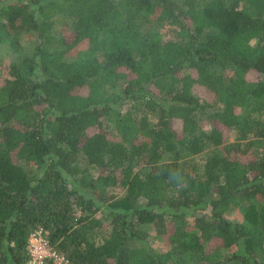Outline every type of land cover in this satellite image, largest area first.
Wrapping results in <instances>:
<instances>
[{"label": "trees", "instance_id": "1", "mask_svg": "<svg viewBox=\"0 0 264 264\" xmlns=\"http://www.w3.org/2000/svg\"><path fill=\"white\" fill-rule=\"evenodd\" d=\"M1 46L0 264L36 230L65 264H264V0H0Z\"/></svg>", "mask_w": 264, "mask_h": 264}, {"label": "built area", "instance_id": "2", "mask_svg": "<svg viewBox=\"0 0 264 264\" xmlns=\"http://www.w3.org/2000/svg\"><path fill=\"white\" fill-rule=\"evenodd\" d=\"M27 250L29 258L24 264H43L48 259L53 264H65L64 256L48 246L41 230H36L30 234Z\"/></svg>", "mask_w": 264, "mask_h": 264}, {"label": "rangeland", "instance_id": "3", "mask_svg": "<svg viewBox=\"0 0 264 264\" xmlns=\"http://www.w3.org/2000/svg\"><path fill=\"white\" fill-rule=\"evenodd\" d=\"M29 40L30 38L25 36L22 40V44L25 45L26 47L29 45ZM15 57V54L12 53L8 48L1 46L0 47V66H6L9 62V60H11L12 58ZM230 140H232V138H230ZM197 159H200V156H197ZM150 244L157 249H161L162 243L157 240V239H150Z\"/></svg>", "mask_w": 264, "mask_h": 264}]
</instances>
